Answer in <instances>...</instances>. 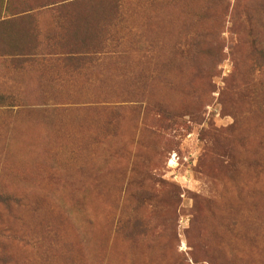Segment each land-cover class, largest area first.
I'll return each mask as SVG.
<instances>
[{
    "label": "rangeland",
    "instance_id": "374dc122",
    "mask_svg": "<svg viewBox=\"0 0 264 264\" xmlns=\"http://www.w3.org/2000/svg\"><path fill=\"white\" fill-rule=\"evenodd\" d=\"M0 264H264V0H0Z\"/></svg>",
    "mask_w": 264,
    "mask_h": 264
},
{
    "label": "trees",
    "instance_id": "16d2710c",
    "mask_svg": "<svg viewBox=\"0 0 264 264\" xmlns=\"http://www.w3.org/2000/svg\"><path fill=\"white\" fill-rule=\"evenodd\" d=\"M66 1H67V0H66ZM63 2H64V1H63ZM63 2H59V3H63ZM59 3H53V4H50V5H48V6H51V7L58 6V7H59V6L61 5V4H59ZM44 4H46V3H44ZM46 5H47V4H46ZM46 5H43L42 8H45ZM48 6H47V7H48ZM47 7H46V8H47ZM7 202H8V200H6V203H7Z\"/></svg>",
    "mask_w": 264,
    "mask_h": 264
}]
</instances>
